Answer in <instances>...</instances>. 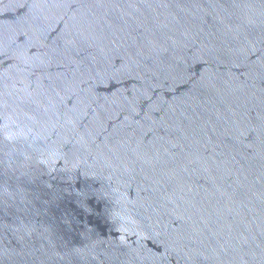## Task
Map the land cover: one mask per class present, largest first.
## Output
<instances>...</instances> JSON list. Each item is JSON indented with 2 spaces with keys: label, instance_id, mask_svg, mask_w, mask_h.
<instances>
[{
  "label": "water",
  "instance_id": "obj_1",
  "mask_svg": "<svg viewBox=\"0 0 264 264\" xmlns=\"http://www.w3.org/2000/svg\"><path fill=\"white\" fill-rule=\"evenodd\" d=\"M0 264H264V0H0Z\"/></svg>",
  "mask_w": 264,
  "mask_h": 264
}]
</instances>
